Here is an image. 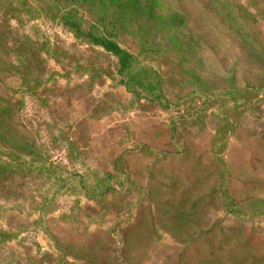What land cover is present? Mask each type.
I'll return each mask as SVG.
<instances>
[{"label": "rangeland", "instance_id": "1", "mask_svg": "<svg viewBox=\"0 0 264 264\" xmlns=\"http://www.w3.org/2000/svg\"><path fill=\"white\" fill-rule=\"evenodd\" d=\"M62 2L0 0V158L33 165L0 182V264H264V0H162L185 25L126 24L165 106L63 26ZM52 165L115 187L96 198Z\"/></svg>", "mask_w": 264, "mask_h": 264}, {"label": "trees", "instance_id": "2", "mask_svg": "<svg viewBox=\"0 0 264 264\" xmlns=\"http://www.w3.org/2000/svg\"><path fill=\"white\" fill-rule=\"evenodd\" d=\"M21 1L23 0H20V3ZM62 3L63 7L58 17L63 26L84 44L102 47L112 54L117 60V74L121 83L134 96L147 97L165 106L162 100L166 97L163 88L164 75H162L160 68L146 62L137 52L123 47L119 39L121 31L128 22L134 21V24L138 26L145 22L152 26H159V22H163L170 30L185 25V18L175 13L167 17L162 16L160 13L162 0H63ZM13 6L15 5L13 4ZM13 9L17 12L20 11L17 5ZM23 10L32 13V9L27 3H23ZM35 53L38 55V50L35 49ZM253 90H255L253 87L248 86L245 88L236 87L220 95L241 101ZM195 93L197 90L189 94L194 95ZM213 97L215 94L208 96V100ZM243 105L246 104H240V106ZM15 166V164H9L8 161L0 158V182L8 178V173L15 169ZM32 166L31 162L23 161V165L16 166V170L31 172ZM227 166L229 167L228 164ZM54 167V165L51 166L53 169L52 177L59 179V181H65L62 178L67 175L71 176L70 178L79 177L80 179L75 183V186L84 189L86 193L91 192L96 198L106 197L110 190L115 187L114 182L103 177L89 179L88 175L77 176L70 172H56ZM108 176L115 178L113 174ZM13 237L12 233L0 230V244ZM249 257L257 263H262L264 252L260 259L253 255ZM245 261L241 259L232 264H246Z\"/></svg>", "mask_w": 264, "mask_h": 264}]
</instances>
